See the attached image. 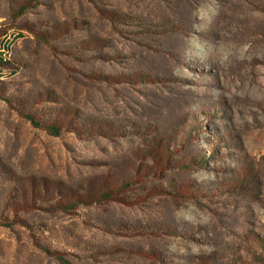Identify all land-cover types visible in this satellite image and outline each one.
Here are the masks:
<instances>
[{
	"label": "rangeland",
	"instance_id": "374dc122",
	"mask_svg": "<svg viewBox=\"0 0 264 264\" xmlns=\"http://www.w3.org/2000/svg\"><path fill=\"white\" fill-rule=\"evenodd\" d=\"M1 59L0 264H264V0H0Z\"/></svg>",
	"mask_w": 264,
	"mask_h": 264
},
{
	"label": "trees",
	"instance_id": "16d2710c",
	"mask_svg": "<svg viewBox=\"0 0 264 264\" xmlns=\"http://www.w3.org/2000/svg\"><path fill=\"white\" fill-rule=\"evenodd\" d=\"M25 9H23L22 11H24ZM8 49V48H7ZM7 51H9L10 52V50L8 49ZM6 61V60H5ZM5 61H2V59L0 60V64H6L7 62H5ZM27 118V120L29 121V122H31L33 125H36L37 123H36V121H35V119L32 117V116H27L26 117ZM45 130L51 135V136H54V137H59L60 135H61V131L58 129V128H56V127H54V126H46L45 127ZM61 262L63 263V264H70L69 262H67L66 260H64V259H61Z\"/></svg>",
	"mask_w": 264,
	"mask_h": 264
}]
</instances>
